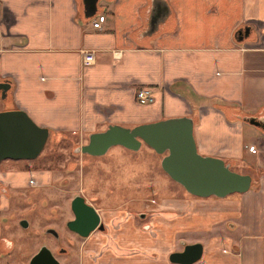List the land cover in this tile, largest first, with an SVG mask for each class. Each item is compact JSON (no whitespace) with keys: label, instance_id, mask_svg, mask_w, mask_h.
Here are the masks:
<instances>
[{"label":"crops","instance_id":"crops-1","mask_svg":"<svg viewBox=\"0 0 264 264\" xmlns=\"http://www.w3.org/2000/svg\"><path fill=\"white\" fill-rule=\"evenodd\" d=\"M166 3L146 35L151 0H98L91 17L81 0H0V80L11 84L0 110L21 108L52 133L79 138L110 123L191 116L199 153L239 168L250 155L258 170L253 180L245 172L251 184L235 196L170 199L174 216H162V234L187 220L204 232L191 240H203L195 264H264V136L240 117L264 115V0ZM97 14L100 28L91 24ZM245 24L251 32L239 41L234 32ZM83 49L95 51L92 64H81ZM140 86L152 88L153 102H137ZM15 174L5 172V187H19ZM5 211L0 201V219ZM226 219L229 230H220Z\"/></svg>","mask_w":264,"mask_h":264},{"label":"rangeland","instance_id":"rangeland-1","mask_svg":"<svg viewBox=\"0 0 264 264\" xmlns=\"http://www.w3.org/2000/svg\"><path fill=\"white\" fill-rule=\"evenodd\" d=\"M252 127L257 132L259 128L264 136L263 129ZM73 135L50 131L37 157L0 161V172H8L10 177L17 173L14 176L20 178L19 188H10L5 200L0 198L7 206L0 220V234L7 241L1 247V264H28L41 244L52 250L58 244L65 248L62 254L55 252L60 264H178L169 261L168 253L182 249L204 232L196 235L188 227L189 221L184 220L183 229L175 232L169 226L162 234V216H174L173 209L167 206L170 199L189 194L161 168L162 153L142 143L136 150L112 145L105 153L94 156L74 151L87 138ZM244 158L248 168H231L250 172L253 180L254 169L258 170L255 158ZM10 164H15L12 171ZM31 177L36 186L28 182ZM75 194L83 195L95 207L103 230L96 228L81 237L66 227L65 221L72 217L70 199ZM21 218L27 221L25 227L18 224ZM230 222L233 221L224 220L219 229L228 231ZM47 227L58 232V241L45 232ZM201 259L202 256L191 264L201 263Z\"/></svg>","mask_w":264,"mask_h":264},{"label":"water","instance_id":"water-1","mask_svg":"<svg viewBox=\"0 0 264 264\" xmlns=\"http://www.w3.org/2000/svg\"><path fill=\"white\" fill-rule=\"evenodd\" d=\"M97 2L98 0H81L85 17L96 13ZM168 11L166 0H151L147 27L143 34H152ZM236 34L235 32V38L240 41L243 35L236 37ZM10 85L9 80H0L1 99L6 98ZM240 117L252 125H262V118L256 115ZM48 134V127L34 122L23 109L0 110V161L5 158H35L43 148ZM142 143L155 152L162 153L161 168L192 195L223 197L232 192H243L251 184L250 174L233 170L229 161L197 151L193 137V119L189 115L166 117L132 127L110 123L104 129L90 132L86 142L77 145L74 151L97 156L105 153L112 145L136 150ZM70 208L74 215L66 222L70 230L86 237L95 228L103 229L99 213L92 204L86 202L83 195H74ZM142 214L140 213V216ZM20 223L23 227L27 225L25 219ZM45 232L58 236L53 227L45 228ZM202 250L201 242H188L182 249L169 252L168 259L173 263L191 264L201 257ZM29 264L60 263L43 244L30 257Z\"/></svg>","mask_w":264,"mask_h":264},{"label":"flooded vegetation","instance_id":"flooded-vegetation-1","mask_svg":"<svg viewBox=\"0 0 264 264\" xmlns=\"http://www.w3.org/2000/svg\"><path fill=\"white\" fill-rule=\"evenodd\" d=\"M248 26V27H247ZM247 27V28H246ZM239 28V33H238V31H237V29H236V37L237 36H239V34H241V35H243V38L242 39H244L245 37H247V35L251 32V26L250 25H248V24H245V25H242V26H240V27H238ZM234 32V33H235ZM234 37H235V35H234ZM241 39V40H242ZM253 115H255V114H253ZM258 117H260V118H262V125L260 126V128L261 129H263V131H264V115L263 114H259V116ZM49 132H50V130H49ZM49 135V134H48ZM47 139H48V137H47ZM42 150V149H41ZM37 157V156H36ZM5 159H7V158H5ZM3 160V159H2ZM4 175H5V172H0V195H3L4 197H6L9 193H10V191L12 190V189H10V188H8V187H5L4 185ZM29 175H33V172L32 173H30ZM28 182L31 184V185H33V186H36L35 184H36V182L34 181V178L33 177H31V179L30 180H28ZM19 188V187H18ZM27 188V187H26ZM29 188V187H28ZM31 189V188H30ZM76 195V194H75ZM81 195V194H80ZM85 198V197H84ZM72 199V198H71ZM71 199H70V201H71ZM86 200V199H85ZM87 202V201H86ZM88 203V202H87ZM7 207V206H6ZM71 209V208H70ZM71 212H72V210H71ZM73 212H72V217L70 218V219H72L73 218ZM100 216V215H99ZM3 218V216L1 217V219ZM0 219V220H1ZM21 220H22V218H21ZM21 220H19V223L18 224H20L21 225V223H20V221ZM69 219H67L66 221H65V225H66V222L68 221ZM100 221H101V219H100ZM22 226V225H21ZM66 227H67V225H66ZM68 228V227H67ZM69 229V228H68ZM96 229V228H95ZM98 229V228H97ZM103 229H104V224H103ZM103 229H99V230H103ZM70 230V229H69ZM94 230V229H93ZM92 230V231H93ZM71 232H73V233H75V234H77L75 231H72V230H70ZM91 231V232H92ZM90 232V233H91ZM58 233V232H57ZM47 234L50 236V235H52L54 238H55V240L56 241H58L57 240V237H55L53 234H51V233H48L47 232ZM78 235V234H77ZM89 235V234H88ZM87 235V236H88ZM80 236V235H79ZM51 237V236H50ZM82 237V236H81ZM0 254L2 253L1 252V250H2V248L1 247H3L4 245H7V241H6V239H5V237H3L2 235H1V238H0ZM3 240H5L4 242H3ZM3 242V243H2ZM41 245H43V244H41ZM40 245V246H41ZM45 245V244H44ZM39 246V247H40ZM47 246V245H46ZM38 247V248H39ZM48 247V246H47ZM49 248V247H48ZM50 249V248H49ZM38 250V249H37ZM36 250V251H37ZM35 251V252H36ZM50 251H51V253L53 254V256L58 260V258L56 257V254H55V252L57 251L59 254H62V253H64L66 250H65V248L64 247H62L61 245H59L58 244V246L57 247H55V249L54 250H52V249H50ZM34 252V253H35ZM33 253V254H34ZM32 254V255H33ZM31 255V256H32ZM30 256V257H31ZM30 259V258H29ZM59 261V260H58ZM59 263H60V261H59ZM173 263V262H172ZM28 264H29V260H28ZM179 264V263H178Z\"/></svg>","mask_w":264,"mask_h":264},{"label":"built area","instance_id":"built-area-1","mask_svg":"<svg viewBox=\"0 0 264 264\" xmlns=\"http://www.w3.org/2000/svg\"><path fill=\"white\" fill-rule=\"evenodd\" d=\"M104 16L102 14H97L95 18L92 19V26L100 28L101 22L103 21ZM95 51L93 49H83L81 51V64L83 66L90 65L95 60ZM135 98L140 104H148L154 100V92L152 88L148 86H140L135 90ZM256 148L250 147L251 152H255Z\"/></svg>","mask_w":264,"mask_h":264},{"label":"trees","instance_id":"trees-1","mask_svg":"<svg viewBox=\"0 0 264 264\" xmlns=\"http://www.w3.org/2000/svg\"><path fill=\"white\" fill-rule=\"evenodd\" d=\"M239 114H240V113H239ZM242 114H243V113H242ZM242 114H241V115H242ZM244 114H245V113H244Z\"/></svg>","mask_w":264,"mask_h":264}]
</instances>
